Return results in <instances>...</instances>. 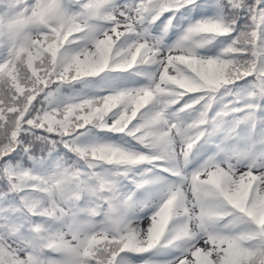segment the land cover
<instances>
[{
    "label": "snow or ice",
    "instance_id": "obj_1",
    "mask_svg": "<svg viewBox=\"0 0 264 264\" xmlns=\"http://www.w3.org/2000/svg\"><path fill=\"white\" fill-rule=\"evenodd\" d=\"M0 264H264V0H0Z\"/></svg>",
    "mask_w": 264,
    "mask_h": 264
},
{
    "label": "trees",
    "instance_id": "obj_2",
    "mask_svg": "<svg viewBox=\"0 0 264 264\" xmlns=\"http://www.w3.org/2000/svg\"><path fill=\"white\" fill-rule=\"evenodd\" d=\"M218 45L220 44V41L216 42ZM204 52L209 53L211 52V54H214L216 52L220 51V47H210V48H206L203 49ZM96 86H99V78H97V84ZM78 89H82L83 86L82 85H78L77 86ZM84 91H90L89 89H84ZM124 139L126 138H121L120 134H116V133H104V132H99L97 130H93V133L90 135V140L92 142H96V143H124ZM32 165V162L29 161V166Z\"/></svg>",
    "mask_w": 264,
    "mask_h": 264
},
{
    "label": "rangeland",
    "instance_id": "obj_3",
    "mask_svg": "<svg viewBox=\"0 0 264 264\" xmlns=\"http://www.w3.org/2000/svg\"><path fill=\"white\" fill-rule=\"evenodd\" d=\"M148 211H151V208H149V209H148ZM149 214H150V212L148 213V212H146V211H145V212H142V213H140V215H141V216H144V215H149ZM146 222H147V221H145V223H146ZM141 226H143V225H141Z\"/></svg>",
    "mask_w": 264,
    "mask_h": 264
}]
</instances>
